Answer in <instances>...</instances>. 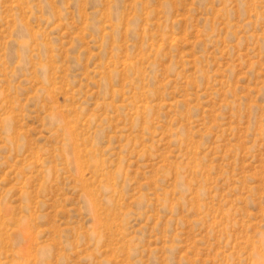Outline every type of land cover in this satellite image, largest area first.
<instances>
[{
    "label": "rangeland",
    "instance_id": "374dc122",
    "mask_svg": "<svg viewBox=\"0 0 264 264\" xmlns=\"http://www.w3.org/2000/svg\"><path fill=\"white\" fill-rule=\"evenodd\" d=\"M0 264H264V0H0Z\"/></svg>",
    "mask_w": 264,
    "mask_h": 264
}]
</instances>
